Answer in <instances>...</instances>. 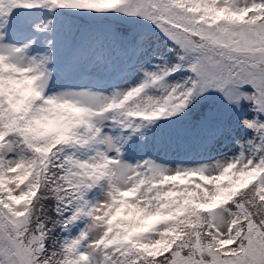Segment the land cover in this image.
Here are the masks:
<instances>
[{
	"label": "snow or ice",
	"instance_id": "6c2138e0",
	"mask_svg": "<svg viewBox=\"0 0 264 264\" xmlns=\"http://www.w3.org/2000/svg\"><path fill=\"white\" fill-rule=\"evenodd\" d=\"M0 264H264V0H0Z\"/></svg>",
	"mask_w": 264,
	"mask_h": 264
}]
</instances>
